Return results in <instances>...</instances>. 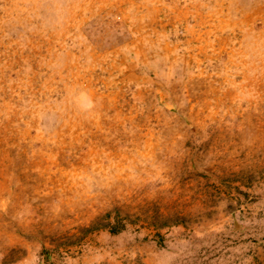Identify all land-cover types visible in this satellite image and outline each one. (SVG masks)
<instances>
[{
	"label": "rangeland",
	"instance_id": "374dc122",
	"mask_svg": "<svg viewBox=\"0 0 264 264\" xmlns=\"http://www.w3.org/2000/svg\"><path fill=\"white\" fill-rule=\"evenodd\" d=\"M0 264H264V0H0Z\"/></svg>",
	"mask_w": 264,
	"mask_h": 264
},
{
	"label": "trees",
	"instance_id": "16d2710c",
	"mask_svg": "<svg viewBox=\"0 0 264 264\" xmlns=\"http://www.w3.org/2000/svg\"><path fill=\"white\" fill-rule=\"evenodd\" d=\"M99 225H92L91 227L88 228V230H91V229H94L96 227H98ZM124 228V224L122 222V219L118 218V215L116 216V220L112 223L111 227H110V231L112 232H118V231H121L123 230ZM44 260H49V257H50V251L48 253V250H45L44 252Z\"/></svg>",
	"mask_w": 264,
	"mask_h": 264
}]
</instances>
